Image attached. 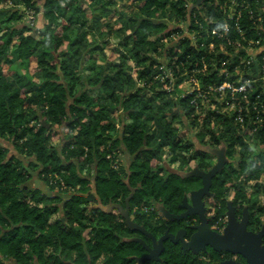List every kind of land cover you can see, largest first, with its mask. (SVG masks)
<instances>
[{"label":"trees","instance_id":"obj_1","mask_svg":"<svg viewBox=\"0 0 264 264\" xmlns=\"http://www.w3.org/2000/svg\"><path fill=\"white\" fill-rule=\"evenodd\" d=\"M11 1L14 8L8 6ZM40 1L0 0V139L10 142L15 150L0 144V264H138L126 255H140L145 250L138 243L122 242L123 237L135 235L123 215L91 205L92 179L103 205H125L131 198L134 221L156 237L168 229L176 233L184 227L185 220H157L158 213L148 217L144 207L164 205L174 214L181 213L184 197L203 186L191 172L212 170L211 157L219 159L217 148L225 149L227 143H204L201 138L185 143L175 139L169 127L165 135L162 130L163 139L157 142L149 123L156 118L152 115L154 102L163 97H148L144 91L124 95L134 86L128 61L134 59L145 68L141 75L148 76L158 64L161 37L195 29L197 19L205 21L202 14L212 0L195 9L196 0H140L137 11L126 9L122 16L133 25L134 33L122 37V45L129 49L133 41L130 56H118L111 66H86L84 73L96 77L89 90L84 88L82 71L71 53L77 35L73 13H67L71 7L75 13L81 10L82 0H47L44 30L27 24L19 8L23 5L39 14ZM164 10L174 16L175 24L160 18ZM242 27L252 30L248 14ZM104 45L96 56L103 55L106 61L108 44ZM14 55L18 62L8 70L4 57L10 60ZM151 88L155 90L156 85ZM163 101L157 115L161 121L170 111L169 102ZM171 116L181 118L177 113ZM262 140L264 145V135ZM164 149L170 160L159 167L156 162ZM113 153L130 159L131 169L122 162L114 170L108 158ZM251 164L258 179L264 181V158ZM155 165L158 171L153 170ZM226 166L223 180L215 179L214 194L208 198L213 205L210 215L218 217L226 214L231 202L242 214L248 197L237 184L245 170ZM167 170L168 177L161 175ZM36 173L48 190L29 186ZM51 178L63 180L67 192L57 190L60 180L51 184ZM260 188L264 191V185ZM132 189H137L133 197ZM63 193L69 198L64 200ZM250 225L255 231L262 230L264 208L251 213ZM218 261L217 256L192 261L180 245L168 242L161 264Z\"/></svg>","mask_w":264,"mask_h":264},{"label":"built area","instance_id":"obj_2","mask_svg":"<svg viewBox=\"0 0 264 264\" xmlns=\"http://www.w3.org/2000/svg\"><path fill=\"white\" fill-rule=\"evenodd\" d=\"M207 7L202 14L205 21L197 19L195 29L161 37L159 52L164 60L158 59L154 70L139 83L148 97L160 95L177 104L174 111L204 143L226 142L231 153L249 149L247 161L257 163L264 158V0H213ZM19 8L27 24L37 28L36 11ZM247 14L252 30L242 27ZM108 158L114 170L121 167L122 154ZM255 170L248 188L264 196L260 188L264 181ZM143 211L148 217L157 213L154 205ZM227 223V214L216 216L212 227L223 233Z\"/></svg>","mask_w":264,"mask_h":264},{"label":"crops","instance_id":"obj_3","mask_svg":"<svg viewBox=\"0 0 264 264\" xmlns=\"http://www.w3.org/2000/svg\"><path fill=\"white\" fill-rule=\"evenodd\" d=\"M46 2H47V0H41L37 6V8L39 10V14L37 16V22H38L37 28L39 30H44L43 28L45 27V25L48 24L45 22V19L43 16L44 6H45ZM81 2H82L81 10H79L77 13H75L74 8L71 7L67 10V13L68 14L73 13V21H74L73 29L76 31V35H77L76 45L72 49L71 53H72V55L73 54L76 55V57H75L76 61H77L76 66L82 71V73H81L82 81H84V83H85L84 88L86 90H89L92 82L95 81L96 77L95 76H89L90 72H88L89 75H86L84 73V68L86 66L88 67V66H91L93 64H96L98 66H102L104 64L106 66H111V64L114 63V61L116 60V58L118 56H120L122 54H126V55L130 56L129 55V49L133 48V41H130L129 49L126 48L125 44H124V46H125L124 47L122 45V42H123V40H125V39H123L124 36L125 37L126 36L131 37V35L134 33V27L124 16H122V14L124 13V11L126 9L130 10L131 8L137 11L138 10L137 6L140 3V0H82ZM11 3H12V1L8 3V6H10ZM55 6L56 5H52L51 8H55ZM12 8H14V7H12ZM0 9H2V8H0ZM160 18L165 19V21H168L169 23H172V24L176 23L174 16H172V14L169 13L168 10L162 11ZM15 41H16V44L18 45L17 39ZM104 43L108 44L107 45V59H106V61H104L105 59L103 58V55H100L99 58L96 56L97 52L103 51L102 48L105 47ZM148 56H149V58L152 57L150 55H148ZM92 57H93V59H92ZM163 57L164 56L161 52H159L156 55L157 60L159 59L160 61L164 60ZM4 58H5L4 62L6 63L5 66L9 70L12 68L11 64H14L17 61L18 56L14 55V57L12 59L10 58V60L7 59V56H5ZM103 61H104V63H103ZM128 63H129V67H130V75H131L132 81L134 83L133 84L134 86H133V89L130 90V92H128L124 95H130V94L135 93L137 91H142L139 80L142 78L141 74L145 69L141 65L138 66V64L136 63V61L134 59L130 58ZM35 76L39 77V74L38 75L35 74ZM121 92L123 93L124 90H121ZM162 101L163 100H161V101L158 100V101L154 102L155 103L154 104V111H153L152 115L156 116V118H155V121H153V122L151 121V123H149V126H150L149 129H151L152 132H156L157 142L162 141V139H163V136H161L162 130L163 131L165 130L163 132V134L165 135V132L168 131V127L170 130L172 129L173 132L175 133V139H182L185 141V143H188L191 140L198 142V140H196L197 137L193 134V132L189 128L186 127V125L183 121V117L174 118L171 116L173 113L179 114L178 112L174 111V108H172L173 106L175 107L177 104L174 105L173 103L169 102L170 111H168V113H166L167 117L164 119V121H161L157 118V115H159L161 110H162V108H161L162 107L161 106ZM119 127L121 128V130L123 132V127L122 126H119ZM158 135H160V136L158 137ZM248 154H249V149H244V148H239V149H237L236 152L233 151V153L230 152V148L228 150L226 149V151H225V157L227 158V161L229 162V164L226 166V168L229 166H232L234 170H239V167H241V169L245 170V173L241 176V178L239 179L237 184L240 188H242L244 190V192L248 193V197L245 201L246 202L245 206L247 207L246 209H248L249 212L250 211L253 212L257 209L264 208V206H263L264 196H261L259 193L252 191L251 190L252 188H248V187H250L251 179L253 178L254 174H256V170H255L253 164H251L250 162L247 161V155ZM232 158H233V160H232ZM123 159H124L123 163H124L125 167L128 170H130L131 169L130 159L128 160L125 155H124ZM169 160H170L169 159V151L164 149L163 153L161 155L160 161L157 160L156 163L157 164L159 163L158 164L159 167H162V166L165 167L167 165V163L169 162ZM211 160H212V165L214 167L219 162V159L216 156L214 158L211 157ZM233 161H234V163H233ZM233 164H236V165L234 166ZM153 170L158 171V167H156V165L153 166ZM210 171L211 170L207 171L206 169H204L202 172L208 173ZM222 173H223V171H222ZM222 173H220V174H222ZM161 175L168 177L169 171L167 170V172H164L163 174L161 173ZM222 178H223V175H222ZM95 183H96V180L92 179V186L93 187L89 193L90 194L89 196L91 197V205H93L94 207H96L102 211H105L107 213L120 212L123 215L124 219H125V215L127 214L130 217V220L132 221V223L146 229L143 225H140L134 221L131 203L128 204L126 202L125 205H121V204L103 205L102 201L98 198ZM230 185L231 184H227L226 187L228 188V187H230ZM135 191L137 193V189H132V194ZM196 191H194V192H196ZM255 193H256V195H255ZM190 194L186 195L185 197L190 198ZM185 197H184V199H185ZM155 207H156L158 217H159L157 220L163 219L166 222H171L165 218L164 213H163V209L172 213L168 209V207H166L164 205H159V206L155 205ZM138 209H139L138 207H135L134 210H138ZM180 209H181V207H180ZM182 211L184 212V210L181 209V212ZM225 213L228 216V210ZM172 214H174V213H172ZM174 215H180V213L174 214ZM125 222L127 224L126 219H125ZM128 228H129V226H128ZM129 229L132 230L135 233V235L132 237H123L122 239L124 242H126V243H137V242L132 241L134 239L145 241L146 238H144V237L147 236L146 234H144L138 230H134L131 228H129ZM146 231H147V229H146ZM147 232L150 233L149 231H147ZM161 237H158V238H161ZM151 241H152V239H151ZM143 254L133 255L132 253H128L126 255V258L132 259L135 261V258H142ZM162 260H163V258H162ZM135 262H137L138 264L144 263V262L140 263L138 261H135Z\"/></svg>","mask_w":264,"mask_h":264},{"label":"water","instance_id":"obj_4","mask_svg":"<svg viewBox=\"0 0 264 264\" xmlns=\"http://www.w3.org/2000/svg\"><path fill=\"white\" fill-rule=\"evenodd\" d=\"M206 1L196 0L193 9L199 8ZM216 153L218 154L219 162L210 172L205 173L199 169L191 172V176L202 180L203 187L191 193L190 198L185 197L180 205L184 212L180 215H174L163 209L164 216L168 221H184L189 217H197L200 221L199 225L190 227L189 229H180L176 233H172L171 229H168L161 238H158L152 233H148L143 227L132 223L130 217L127 214L125 215L129 228L141 231L152 239V246H149L142 240H132L133 242L142 244L147 251L146 255L142 258H135V261L140 263L146 260L162 262V256L166 251V243L171 242L174 245H180L184 254L199 255L200 253H208V250L211 249L216 253L227 252L240 256L245 261L241 262L231 259L220 264H264V229L257 233L248 229L251 219L248 209L244 211L243 218L240 219L238 218L236 208L231 202L228 205L229 222L224 232H215L210 226V219L206 213L205 199L213 196L211 191L213 181L222 173L225 166L229 164L225 158L224 150L217 151ZM135 193L136 191L133 192L131 197ZM127 203H131V198L127 200ZM188 230L194 231L193 234L189 236Z\"/></svg>","mask_w":264,"mask_h":264},{"label":"flooded vegetation","instance_id":"obj_5","mask_svg":"<svg viewBox=\"0 0 264 264\" xmlns=\"http://www.w3.org/2000/svg\"><path fill=\"white\" fill-rule=\"evenodd\" d=\"M204 170V169H203ZM215 179H218V182H221L222 180H223V178H222V175H219V176H217ZM215 181V180H214ZM214 181H213V184H214ZM202 182V181H201ZM202 185H203V183H202ZM203 187V186H202ZM211 191H212V194H214V192H213V186H212V189H211ZM205 202H206V208H207V217L210 219V226H211V228L213 229V227H212V224H213V221H214V219H215V217H216V214L214 213V214H211L210 215V210H212V208H213V205L208 201V198H206L205 199ZM234 205V204H233ZM234 207L236 208V210H237V214H238V217L240 218V219H242V217H243V213H244V211L246 210V206H244L245 208L242 210V214H239L238 213V207L237 206H235L234 205ZM228 210V209H227ZM254 212V211H253ZM252 211H250L249 213H250V217H251V213H253ZM183 213V211L180 213V214H182ZM250 223H251V219H250ZM200 224V221H199V219L197 218V217H189V218H187L186 220H185V225H184V227L183 228H187V229H189L190 227H194V226H197V225H199ZM145 227V226H144ZM170 228V227H169ZM183 228H181V229H183ZM252 226L251 225H249V230L251 231L252 230ZM147 229V228H146ZM214 230V229H213ZM147 231H148V229H147ZM189 231V236L190 235H192L193 234V232L194 231H191V230H188ZM215 231V230H214ZM150 232V231H149ZM215 232H218V231H215ZM255 232V231H254ZM259 232V231H258ZM151 233V232H150ZM172 233H175V232H172ZM219 233V232H218ZM142 236V235H141ZM144 238H146L145 239V241L147 242V244L149 245V246H152V241H151V238L149 237V236H146V237H144ZM122 242H124L123 241V239H122ZM168 243V242H167ZM166 243V244H167ZM138 244H140V243H138ZM140 245H142V244H140ZM142 247H143V245H142ZM143 249H144V247H143ZM145 250V249H144ZM147 254V251L145 250V252H144V254H143V256L144 255H146ZM164 255V254H163ZM189 258H190V260H192V261H194V260H196V259H199V258H202V259H204V260H211V259H214V258H216V256H217V259H219V261L218 262H215V263H212V264H220V263H222V262H225V261H228V260H237V261H241V262H245L244 261V259L242 258V257H240V256H235V255H232V254H230V253H227V252H222V253H216V252H214L213 250H211V249H209L208 250V253H200V255H197V256H194V255H191V254H186ZM162 258H163V256H162ZM152 261V260H151ZM154 264H161V262H156V261H152Z\"/></svg>","mask_w":264,"mask_h":264},{"label":"rangeland","instance_id":"obj_6","mask_svg":"<svg viewBox=\"0 0 264 264\" xmlns=\"http://www.w3.org/2000/svg\"><path fill=\"white\" fill-rule=\"evenodd\" d=\"M38 23V22H37ZM0 144H2V145H4L5 147H7V148H9L10 150H11V152H15V150H14V148H13V146H12V144L10 143V142H8L7 140H2V139H0ZM226 147V146H225ZM226 149L227 148H225V149H220V147L219 148H217V150L218 151H223L224 150V152L226 151ZM124 160V159H123ZM220 175H223V178H224V174L222 173V174H220ZM57 180H60L59 182H60V185L59 186H56V189L57 190H61V192H67V190L66 189H62V183H61V181L62 182H64L63 180H61L60 178H57V179H52L51 178V182L54 184V182H57ZM51 183V184H52ZM65 183V182H64ZM66 185V184H65ZM29 186L31 187V188H40V189H43L44 191L45 190H48L47 189V185L39 178V176H38V174L36 173L35 175H34V177L29 181ZM73 190V189H72ZM71 189L70 190H68V191H72ZM70 193V192H69ZM63 199L64 200H66V199H68L69 197V195H67V193H63ZM250 214V213H249ZM156 220V219H155ZM229 222V221H228ZM228 224V223H227ZM262 229H264V226L262 227ZM252 232H254L255 230L252 228V230H251ZM261 231V230H260ZM256 233L258 232V231H255ZM200 255V254H199ZM194 256H197V255H194ZM146 261H151V260H146ZM208 264V263H207Z\"/></svg>","mask_w":264,"mask_h":264},{"label":"clouds","instance_id":"obj_7","mask_svg":"<svg viewBox=\"0 0 264 264\" xmlns=\"http://www.w3.org/2000/svg\"><path fill=\"white\" fill-rule=\"evenodd\" d=\"M224 25H221V27H223Z\"/></svg>","mask_w":264,"mask_h":264}]
</instances>
